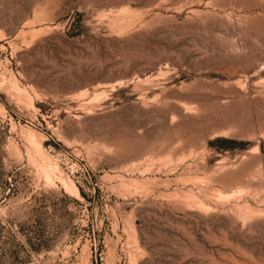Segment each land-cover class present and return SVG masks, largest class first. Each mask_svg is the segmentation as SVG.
Segmentation results:
<instances>
[{
    "label": "rangeland",
    "instance_id": "obj_1",
    "mask_svg": "<svg viewBox=\"0 0 264 264\" xmlns=\"http://www.w3.org/2000/svg\"><path fill=\"white\" fill-rule=\"evenodd\" d=\"M0 264H264V0H0Z\"/></svg>",
    "mask_w": 264,
    "mask_h": 264
}]
</instances>
